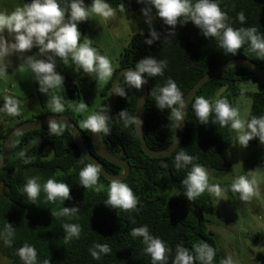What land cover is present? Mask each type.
I'll list each match as a JSON object with an SVG mask.
<instances>
[{
	"label": "trees",
	"instance_id": "16d2710c",
	"mask_svg": "<svg viewBox=\"0 0 264 264\" xmlns=\"http://www.w3.org/2000/svg\"><path fill=\"white\" fill-rule=\"evenodd\" d=\"M22 1L24 4L28 2ZM69 2L70 0H60L61 7L66 9V18ZM107 2L112 9L139 15L140 9L145 6L138 4L136 0ZM217 2L221 10L227 14L226 23L232 28L255 27L258 32L264 33V0H217ZM85 4L90 5L91 0H85ZM122 4L124 10L121 9ZM241 11L246 17L244 24L237 19V14ZM157 20L156 31L160 33V39L152 45H147L144 40L148 34H136L131 38L128 46L118 55L112 79L101 88L100 103L94 112L106 105L111 83L119 69L134 67L135 63L145 56L167 61V67L162 75L146 77L148 92L142 115L146 145L152 150H163L173 140L175 120L170 109L161 111L155 106L152 95L155 89L163 87L171 78L184 96L204 74L234 58L252 61L264 74V58H258L255 53L250 52L247 42L242 45L235 57L225 56L216 38L205 39L190 22L183 26L179 25L183 18L178 21L175 36L165 38L167 26ZM89 22L90 17L88 21L78 25L82 34L81 42L84 39L83 35H86ZM57 72L61 74L60 71ZM63 78L67 79L65 76ZM243 81L256 82L259 86V90L255 92L244 93L245 97L251 100L247 119L251 116L264 115V87L247 68L243 66L227 68L206 82L195 94L185 115L182 139L178 148L170 156L161 159L144 155L134 127L125 128L118 117V113L123 109L129 115H134L139 91L129 88L125 99L117 96V102L108 120L111 133L107 136L100 134V141L107 153L129 164V175L123 181L138 198L134 210L111 209L103 204L110 182L101 175L94 188L80 186L78 172L88 162L79 152L67 128L60 136L50 135L47 125L21 134L13 143L7 164L0 169V231L5 230L7 223L14 227L10 246L0 240V254L8 258L11 264H22L17 250L28 244L36 249L40 264H43L44 260H49V264H151L150 256L144 252L142 238L134 239L130 235L133 228L146 225L150 234L164 241L170 249L167 264H172L178 244L191 250L193 245L201 242H207L215 249L212 264H221L226 257L219 250L204 219L206 215H215L209 191L205 190L198 198L189 202L182 194L180 181L190 170L191 165L176 169L174 157L178 151H185L195 158L193 163L211 171L215 179V176L230 172L228 148L232 129L230 126L220 127L218 123L214 124V113H210L207 125L199 124L192 103L199 96L213 103L218 97H223L234 107L233 97L241 96L239 85ZM119 83L124 86L123 77ZM34 88L42 111L29 117L16 116V123L2 138L0 150L4 138L15 126L48 114H61L78 126L84 145L92 152L91 132L81 127V117L76 111L80 91L74 85L68 88L65 84L63 88L50 89L49 94L53 93V96L60 97L65 109L61 113H54L49 108L48 96L38 91L35 81ZM221 89L223 91L217 96ZM3 102V97H0V106ZM247 147L252 148L258 160L264 162V145L253 139L249 141ZM19 151H24L27 157H31V163H22L16 155ZM96 158L108 174L121 173L117 166L98 156ZM33 176L39 177L41 184L49 178L68 183L72 199L64 201L63 205L59 201L49 202L46 194L41 191L35 202L30 201L23 193V186L26 180ZM95 188H99V191ZM223 188L229 191L230 187L224 185ZM175 189L181 194L176 195ZM72 206L79 207L76 215L71 217L56 215L63 207ZM64 223L80 225L78 239L65 243L62 228ZM93 243L107 244L111 253L102 255L99 260L93 259L88 251ZM258 261L263 262L264 258ZM196 264H199V261H196Z\"/></svg>",
	"mask_w": 264,
	"mask_h": 264
},
{
	"label": "clouds",
	"instance_id": "9594fccd",
	"mask_svg": "<svg viewBox=\"0 0 264 264\" xmlns=\"http://www.w3.org/2000/svg\"><path fill=\"white\" fill-rule=\"evenodd\" d=\"M136 2L145 5L140 12L144 17V23L149 26L148 36L144 40L147 45H152L160 39V33L151 27L154 19H159L164 26H167L165 38H169L175 36L178 21L183 18L179 25L183 26L190 22L205 39L216 38L225 56L235 57L238 50L247 42L250 52L255 53L258 58H264V33L258 32L255 27L232 28L226 23L227 14L221 10L217 0H136ZM121 9L124 10L123 4ZM92 14L107 20L114 15V11L107 0H91L90 5H86L85 0H70L66 18V9L61 7L60 0H28L22 8H17L11 14H0V76L8 73L10 67L8 58L20 54L17 59H22L24 65L33 74L38 91L48 96L50 89L63 88L64 78L56 71L57 60L68 65L70 57L74 72L87 76L95 74L98 80L107 83L113 77L114 66L111 60L92 47V39L86 35H83L84 39L81 42L82 34L78 29V25L88 21ZM237 19L241 24L245 23L246 17L243 11L237 14ZM33 48L37 50L35 53L24 55ZM166 67L167 61L145 56L130 70L122 72L124 86H121L119 81L116 82L111 93L125 99L127 89L139 91L142 85L148 84L146 77L162 75ZM244 93L245 90H241V99H246ZM152 95L157 109L161 111L170 109L175 126L179 127L184 113L181 109L185 104L184 96L175 81L169 78L166 84L155 89ZM3 101V105L0 106V124L4 122L5 116L20 115V102L16 98L5 95ZM49 103L54 113L65 110L60 97H51ZM86 107L87 105L82 102L76 106V111H83ZM105 109V105L101 106L99 111L89 115L82 122L81 127L91 133L109 135L111 133L108 124L109 115L104 114ZM192 109L201 125H207L210 113H214V124L218 123L220 127L230 126L235 134L232 146L246 148L253 139L264 145V115L251 116L250 119L242 118L239 109L230 105L223 97H218L214 103L203 96L196 97ZM118 117L125 128L132 126L139 134L138 129L143 124L142 120L135 115H129L125 109L118 113ZM65 128L66 125L57 120L52 119L47 122L50 135L60 136ZM16 155L22 163H31L32 158L27 157L24 151H19ZM194 159L183 150L178 151L174 157L176 169L191 165L190 170L180 181L182 194L192 202L207 190L215 197L221 198L217 200L216 206L220 201L225 200V190L218 184L209 185L208 171L203 166L193 163ZM238 163L241 165L240 162ZM100 175V165L87 163L78 172L80 186L94 188ZM253 185L254 182L247 177L238 176L231 185V191L238 193L241 201H248L255 192ZM95 190L99 191V188ZM41 191L46 194L49 202L59 201L63 205L64 201L72 199L69 184L52 178L41 184L39 177L33 176L28 178L23 186L26 198L33 202ZM175 191L176 195L181 194L176 189ZM102 202L111 209L119 208L126 211L136 209L138 198L126 182L113 179L107 186V196ZM78 212L79 207H63L56 215L71 217ZM13 228L7 223L5 230L0 231V240L5 245L10 246L12 243ZM62 228L65 243L79 238L81 232L79 224L64 223ZM130 235L134 239L142 238L144 252L150 256L151 264H167V254L170 249L164 241L150 234L146 225L133 228ZM88 251L96 260L102 255L111 253L107 244L99 243H93ZM17 255L22 264H40L36 249L31 245L24 244L17 250ZM214 255L215 249L207 242L193 245L191 250L178 244L172 264H196V261H199V264H212ZM43 264H49V260H44ZM221 264H233L232 257H226Z\"/></svg>",
	"mask_w": 264,
	"mask_h": 264
},
{
	"label": "rangeland",
	"instance_id": "374dc122",
	"mask_svg": "<svg viewBox=\"0 0 264 264\" xmlns=\"http://www.w3.org/2000/svg\"><path fill=\"white\" fill-rule=\"evenodd\" d=\"M22 0H0V14H11L17 8H22ZM114 15L107 20L92 14L87 27L86 36L92 39V47L96 48L101 55H106L117 67L119 53L128 46L131 38L136 34H148L149 26L144 23V17L139 14L129 13L113 9ZM151 27L157 29L158 20L152 21ZM83 42V41H82ZM37 50L24 55H32ZM20 54L8 58L10 67L8 73L0 76V97L10 95L20 102V115L29 117L40 113V103L34 88L33 74L24 65L22 59H17ZM57 71H60L67 79L63 80L68 88L74 85L80 91L79 104L84 102L87 107L78 112L81 123L94 113L100 103V90L106 84L98 80L95 74L87 76L83 73L74 72L71 65L63 64L57 60ZM240 90L255 92L259 90L256 82L243 81L239 85ZM223 91L221 89L219 93ZM48 93V100L53 97ZM48 101V103H49ZM45 104L46 102L43 101ZM251 100L241 99V96L233 97L234 107L239 109L242 118L248 117ZM51 109V107H49ZM4 122L0 124V143L3 136L16 123V116L3 117ZM234 132L230 135L228 158L231 170L226 175L212 176L208 171L209 185L216 183L222 189L225 185L230 187L224 192V199L216 206L218 199L209 192L212 208L215 215L204 217L208 231L213 235L217 246L225 257L231 256L233 264H264L258 260L264 258V162L258 160L252 148H240L232 146ZM240 162L241 165L238 163ZM238 176H245L254 182V194L248 201H241L239 194L231 191V185ZM225 190V189H224ZM0 264H11V261L0 254Z\"/></svg>",
	"mask_w": 264,
	"mask_h": 264
},
{
	"label": "water",
	"instance_id": "95a60500",
	"mask_svg": "<svg viewBox=\"0 0 264 264\" xmlns=\"http://www.w3.org/2000/svg\"><path fill=\"white\" fill-rule=\"evenodd\" d=\"M233 66H243L247 68L249 72L252 74V76L257 80V82L264 87V74L256 67V65L252 61L245 58H234L226 61L223 64H220L216 68L204 74L184 95L185 107L181 109L182 113L184 112L183 120L179 122L180 125L179 127L176 128L175 126L173 140L167 148L163 150L150 149L145 143L142 126L140 129H138L139 134H137L135 131L140 142L141 151L144 153V155L153 159H161L170 156L178 148L181 142L185 115L188 110V106L192 101V99L194 98L195 94L206 82L213 79L227 68ZM130 68L132 67L121 68L117 71L116 75L114 76L110 86L109 97L105 105L106 109L104 114L110 115L111 112L113 111L115 104L117 102V96L111 93L112 88L115 86L116 82L120 81L122 77L121 75L122 72L125 70H130ZM147 92H148V85L147 84L142 85L141 89L139 90L136 107L134 111V115L140 120H142L143 107L147 97ZM52 119L57 120L58 122H62L66 125V128L70 132L76 147L78 148L79 152L88 163L92 162L94 164L100 165L98 159L96 158V156H98L121 169V173L119 175H111L108 174L100 165L102 178H104L108 182H111V180L113 179L124 180L127 178L130 172L129 164L124 160L114 157L105 151L100 141V134L90 133V141L92 147V152H91L84 145L78 126L73 121H71L67 116L61 114H48L31 122L21 123L15 126L6 135V137L3 140L2 147L0 150V169H2L7 164L13 143L21 134L39 129L47 125V122Z\"/></svg>",
	"mask_w": 264,
	"mask_h": 264
}]
</instances>
